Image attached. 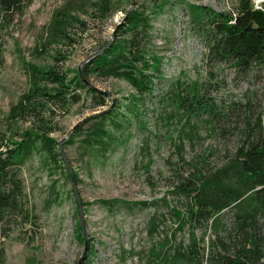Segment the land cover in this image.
Masks as SVG:
<instances>
[{
	"label": "trees",
	"instance_id": "trees-1",
	"mask_svg": "<svg viewBox=\"0 0 264 264\" xmlns=\"http://www.w3.org/2000/svg\"><path fill=\"white\" fill-rule=\"evenodd\" d=\"M88 1L93 6V15L101 18L112 14L117 2L69 0L54 12L33 51L35 56L49 53L51 61L26 63L28 87L10 108L8 119L13 124L10 133L0 137V264H6L3 238L12 228L13 219L22 216L23 221L29 220L21 167L35 152L42 151L51 162L67 168L69 176L59 139L53 135L60 128L58 115L64 116L74 103L84 98L82 90L90 94L94 109L106 105L111 94L95 85L94 79L110 76L126 79L141 99L153 91L154 76L162 71L164 56L153 43L152 20L174 0H143L140 5L135 0L132 12L127 15V9L115 25V38L110 46L85 64V77L79 68L66 67L63 62L69 55L63 46L82 43L88 30V20L74 10L87 12ZM31 2L0 0V66L5 61V29ZM231 4L228 9L217 10L210 5L190 3L192 22L206 45L204 61L208 77L217 78L216 65L228 64L234 69V78L264 80V3L259 7L254 0H231ZM108 41L100 42L94 50ZM208 83L196 79L188 86L175 84L168 99L177 109L196 118L191 125L192 139L199 132L200 115L206 114L203 121L209 122L214 133L236 134L238 141L234 150H228L221 161L211 165H206L203 156L187 159L185 139L178 143L180 158L189 167L181 170L172 165L171 191L186 200L184 210L174 207L173 210L180 218V226L188 224L191 231L189 241L180 242L173 253L175 264H264V97L250 88L245 100L233 98L220 107L208 95ZM134 103L130 110L137 111L138 103ZM118 109L110 107L89 115L75 125L64 146L74 144L81 155L107 156L118 145L117 134L111 128L118 131L125 127L126 116L122 114L123 118H119ZM153 160L148 152L145 162L148 171ZM102 202L109 208L118 202L129 203L117 198ZM197 228L204 234L198 235ZM208 230L212 234L206 241ZM77 236L84 241L81 224Z\"/></svg>",
	"mask_w": 264,
	"mask_h": 264
},
{
	"label": "rangeland",
	"instance_id": "rangeland-1",
	"mask_svg": "<svg viewBox=\"0 0 264 264\" xmlns=\"http://www.w3.org/2000/svg\"><path fill=\"white\" fill-rule=\"evenodd\" d=\"M68 1L32 0L24 13L5 29V61L0 66V137L10 133L13 127L8 119L10 108L28 87L26 63L51 61L49 53L35 56L34 45L54 12ZM254 1L257 6H263L264 0ZM142 2L136 0V5ZM192 2L217 10L232 5L231 0H174L154 16L153 43L164 58L150 94L139 99L136 89L126 79L97 78L93 83L111 93L106 105L94 109L90 94L82 90L84 98L74 103L64 116L58 115L60 128L53 132L58 139L67 136L79 121L97 109L117 106L119 118H123L122 114L126 116L125 127L118 131L111 128L117 134L118 145L107 156L81 155L74 144L65 147L83 200L87 245L81 264H175L176 247L189 241L191 227L188 224L181 227L180 218L173 210V207L184 210L186 200L171 191L172 165L181 170L189 167L180 158L178 143L185 139L187 159L203 156L206 165H211L221 161L228 150H234L238 136L214 133L209 122L203 121L206 114H202L199 132L192 139L191 125L196 118L177 109L168 99L175 91V84L188 86L196 79L210 81L208 95L220 107L233 98L245 100L250 88L257 89V96L264 97V80L234 78V69L228 64L216 65L217 78L210 80L204 61L205 41L192 22ZM87 4V12L74 10L88 20L84 40L63 46L69 55L63 64L72 70L79 68L100 42L110 39L131 3L117 0L114 12L105 18L94 16L93 6L89 1ZM134 102L138 103L137 111L130 110L136 105ZM148 152L154 158L150 171L145 167ZM20 175L25 183L24 201L29 220L15 217L12 228L4 236L6 264H79L85 239L81 241L77 236L81 217L70 170L68 176L67 168L51 162L45 152L37 151L21 167ZM111 198L129 203L118 202L109 208L102 200ZM196 233L203 235L204 231L197 228ZM211 234L210 230L205 233L206 241Z\"/></svg>",
	"mask_w": 264,
	"mask_h": 264
},
{
	"label": "water",
	"instance_id": "water-1",
	"mask_svg": "<svg viewBox=\"0 0 264 264\" xmlns=\"http://www.w3.org/2000/svg\"><path fill=\"white\" fill-rule=\"evenodd\" d=\"M135 4H136V3H135V0H131L130 8H129V11H128L127 15H128L130 12H132V10H133L134 7H135ZM114 38H115V28H114V30H113V32H112V35H111L109 41L107 42V44H106L105 46L99 48V49H96V50L90 52V54H89V55H88V56L82 61L81 65H80V67H79V71H80V73H81V75H82L83 77H85L84 66H85V64L88 62V60H90V59H91L92 57H94L95 55H97V54L103 52L108 46H110V44L112 43V41L114 40ZM106 90L110 93L109 89H106ZM110 94H111V93H110ZM112 99H113V102H114V97H113ZM109 108H110V106H109V107H105L104 109L97 110V111H95V112H93V113H98V112H101V111L107 110V109H109ZM93 113H91V114H93ZM91 114H90V115H91ZM86 118H87V117H86ZM83 120H84V119H83ZM81 121H82V120H81ZM81 121H79V122H81ZM79 122H78V123H79ZM78 123H77V124H78ZM74 128H75V126L70 130V132H69V134H68L67 136H65V137H63V138H61V139H59V149H60V152H61V154H62V157L65 159L66 164H67L68 167H69V170H70V173H71L72 182H73V186H74V190H75V193H76V196H77V201H78V205H79V210H80L81 228H82V231H83V234H84V239H85V249H84L83 254L81 255V257H80V259H79V264H81V262H82V258H83V256H84V252H85V250H86V245H87V239H86V235H85V232H84V223H83V216H84L83 200H82V197H81V195H80V193H79V191H78V187H77V177H76V174H75V170H74L73 164H72L70 158L68 157V155H67V153H66V150H65V146H64V141L70 137V135H71V134L73 133V131H74Z\"/></svg>",
	"mask_w": 264,
	"mask_h": 264
}]
</instances>
